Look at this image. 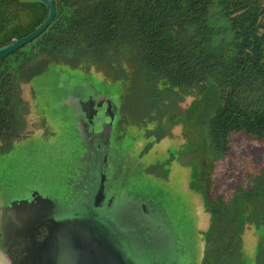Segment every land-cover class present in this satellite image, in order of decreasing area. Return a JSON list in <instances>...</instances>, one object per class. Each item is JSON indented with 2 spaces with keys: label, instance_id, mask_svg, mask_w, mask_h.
Instances as JSON below:
<instances>
[{
  "label": "trees",
  "instance_id": "1",
  "mask_svg": "<svg viewBox=\"0 0 264 264\" xmlns=\"http://www.w3.org/2000/svg\"><path fill=\"white\" fill-rule=\"evenodd\" d=\"M52 1L56 15L46 31L0 62V156L28 135L36 79L55 70L58 84L75 97L81 88L93 86L74 84V75H90L101 66L123 74L121 58L128 59L147 89L130 99L123 90L117 92L119 123L125 102L129 125L143 126L146 136L158 127L160 140L181 123L163 106L159 86L167 95L199 99L191 111L200 112L197 121L212 160L224 159L234 135L264 141V0ZM47 14L36 0H0V49L34 31ZM215 15L222 22L217 28L212 25ZM112 82L123 89V83ZM152 110L153 119H145ZM250 161L246 174L238 173L239 181H222L219 204L210 202L212 257L219 258L226 245V256L234 257L237 236L247 224L264 228V160ZM257 262L264 263V248Z\"/></svg>",
  "mask_w": 264,
  "mask_h": 264
},
{
  "label": "rangeland",
  "instance_id": "2",
  "mask_svg": "<svg viewBox=\"0 0 264 264\" xmlns=\"http://www.w3.org/2000/svg\"><path fill=\"white\" fill-rule=\"evenodd\" d=\"M216 15L213 16L212 25L217 28L222 22ZM118 62L119 65L123 64V74L112 67H93L90 75L76 74L71 82L74 84L87 82L99 96L110 98L114 102L115 95L122 90L127 95L126 99H130L131 96L134 98L143 89H147L134 74V68L128 59L121 58ZM113 80L123 83V89L120 84L113 83ZM59 82L61 78L56 76L55 70L52 69L35 80L36 99L32 112L30 111L27 116L28 135L54 134V137L48 142L35 139L40 145H37V148L30 146L31 154L0 157V183L28 184L34 178L29 187L38 190L43 199L58 205L53 213L54 217L68 214L61 207L70 194L66 184L71 179L72 171L81 165L79 161L84 153V144L76 134L77 127L68 115V109H72L71 97L67 95L69 88L58 84ZM157 89L159 96L164 100L163 106L169 107L168 111L176 120L185 121L183 124L170 127L168 133L163 134L157 144L153 139L144 138L146 132L143 126L129 125L127 130H124L127 135L125 145L133 157L132 160L137 162L138 169L131 171L127 181L123 177L119 179L121 182L119 193L131 197L132 202L116 205L107 216L120 232L130 238L124 240L127 257L134 264L162 263L167 260L166 251L154 255L147 252L148 243H153L157 239L161 251L172 247L168 258L173 257L176 250L179 264H236L237 260L239 264H257L259 252L264 248V228L250 224L246 225L238 236L236 235L238 245L234 257L229 258L226 256L227 253L223 252L226 251L227 245L222 247L223 254L219 258L211 256L213 252L208 248L211 247L208 240L215 239V235L212 232L213 213L209 207L210 202L219 204L217 199L220 196L219 188L222 181L225 179L231 182L239 181L238 173L243 176L246 174L247 169L251 167L252 158L259 157L264 160V141L234 135L228 141L224 159L212 160L214 156L204 144L206 137L202 131L203 127L197 121L200 112L191 111L199 99L185 93L167 95L166 92H161L159 86ZM154 113L155 110H152L144 118L153 119ZM68 128L69 133L73 135L71 140L62 134L68 132ZM134 135L141 139L135 144L129 142L128 138ZM186 152H192V157ZM121 196L124 197L122 194ZM136 197L144 203L150 200L159 206L163 212L160 222L162 224L159 223L160 219L148 212L143 213L136 207L137 204H133L138 202L135 201ZM10 198L17 200L21 195L14 193ZM145 232L147 236L150 235L148 238L151 240L140 242ZM134 233H138L140 238L133 236ZM180 251L186 254L184 258Z\"/></svg>",
  "mask_w": 264,
  "mask_h": 264
},
{
  "label": "water",
  "instance_id": "3",
  "mask_svg": "<svg viewBox=\"0 0 264 264\" xmlns=\"http://www.w3.org/2000/svg\"><path fill=\"white\" fill-rule=\"evenodd\" d=\"M37 1L47 8V17L34 31L1 48L0 62L36 40L53 22L56 15L54 2L52 0ZM113 104L111 99L102 96L97 100L88 98L87 101L79 100L78 102L79 109L88 125L92 123L97 109L102 105H105L104 116L112 122L116 116ZM42 135L34 134V136ZM103 178L101 176L99 180L97 193L93 200L94 208H97L104 199ZM123 195L124 203L122 204L132 202L131 197ZM135 199L138 202L133 204H137L136 207L140 211L157 217L160 219L159 223L162 221L161 213L163 212L159 206L154 205L150 200L144 203L140 199ZM57 206L40 195H33L30 202H11L6 211L0 210V214L5 217V222L0 226L3 240L6 232H14L16 239L14 244L16 250H6L3 244L0 264H134L127 257L125 250L124 240L130 238L120 232L112 221L105 219L104 222H100L85 216L68 214L54 217L53 213ZM65 206V204L61 205L62 208ZM133 236L140 238L138 233H134ZM148 236L146 232L143 233L142 240L139 239L140 242H149L151 239ZM158 246L157 239L153 243L149 242L147 252L154 255L166 251L167 260L160 264H179L175 256L177 255L176 250H174L173 257L170 255L171 258H168L172 247L161 251Z\"/></svg>",
  "mask_w": 264,
  "mask_h": 264
},
{
  "label": "flooded vegetation",
  "instance_id": "4",
  "mask_svg": "<svg viewBox=\"0 0 264 264\" xmlns=\"http://www.w3.org/2000/svg\"><path fill=\"white\" fill-rule=\"evenodd\" d=\"M88 89L91 91L88 92ZM79 92L82 94H79L77 97L69 96L71 97L70 101H72V109H67L68 115L71 119H73L74 125L77 127V137L79 138L80 136L79 139L84 144V153L83 157H80L79 162L81 165L77 166V168L72 171L71 179L68 180L66 184L70 194L67 196L68 199L65 202L66 206L63 209L68 213V215L85 216L99 220L100 222H104L105 219H108L107 213L115 208L118 201H120L118 204L119 206L124 203V197L121 196L123 193H119V185L121 184L119 179L123 177V179H126L127 181L131 171L138 169L137 162L132 160L133 157H131L129 151L127 150L128 147L125 145V139H127V135L124 130H127V127H129L128 118L130 115V106L126 102L124 103V114H122L123 117L119 123V107L118 104L111 99L114 103L113 109L115 110L116 114L113 121L110 122L109 119L104 116L105 105H102L101 108L97 109V114L92 119V123L88 125L81 113V110L79 109L78 102L79 100L87 101L88 98L97 100V98L100 96L89 85L81 88ZM183 122L176 125L183 124ZM67 130L68 132H63L62 134H65V137L71 140L73 135L69 133V128ZM160 131L161 130L156 127L154 129L153 135H144V138L153 139L154 143L157 144L160 142V140L156 139L160 136ZM76 134L74 132V136ZM23 137L13 142L11 151L8 155L0 157L7 158V156L11 154L20 157V155L24 153L31 154L32 151H30V146L37 148V145H40L35 141V139L40 140V142H48L50 139L49 134L43 136L23 135ZM128 138L129 142L133 144L141 140L135 135ZM186 154L192 157V152H186ZM16 164H18V161ZM101 176L104 177V199L100 202L97 208H94L93 200L97 193ZM33 181L34 178H32L31 182L28 181V184L15 183L4 185L0 183V210L6 211L8 205L11 202H30L33 195H40L38 190H33L31 189L32 187H29L30 183ZM14 193H20L21 198L17 200H11L10 197L13 196ZM136 198L139 199L138 197ZM109 201H111V203ZM140 201L142 202V200ZM4 222L5 217L0 214V226ZM15 243L16 239L14 238V232H6L5 238L3 240V234L0 229V252H3V244L6 250H16L14 245ZM212 246L213 244L211 243V247ZM222 249L223 248L220 249L219 255H222L223 252L226 253L225 251L222 252ZM180 252V255H182L184 258L186 254H184L183 251ZM176 257L179 258L178 254Z\"/></svg>",
  "mask_w": 264,
  "mask_h": 264
}]
</instances>
